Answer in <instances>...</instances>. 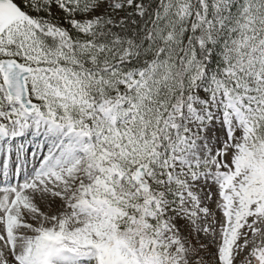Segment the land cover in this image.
I'll list each match as a JSON object with an SVG mask.
<instances>
[{
	"label": "snow or ice",
	"instance_id": "snow-or-ice-1",
	"mask_svg": "<svg viewBox=\"0 0 264 264\" xmlns=\"http://www.w3.org/2000/svg\"><path fill=\"white\" fill-rule=\"evenodd\" d=\"M29 156L0 264H264V0H0V184Z\"/></svg>",
	"mask_w": 264,
	"mask_h": 264
},
{
	"label": "rangeland",
	"instance_id": "rangeland-1",
	"mask_svg": "<svg viewBox=\"0 0 264 264\" xmlns=\"http://www.w3.org/2000/svg\"><path fill=\"white\" fill-rule=\"evenodd\" d=\"M19 2V0H17ZM20 144H24L26 146H30V151L35 152L36 147L38 144H42V140L37 139L36 136L29 135L24 138H15L12 143L8 146L10 150L14 151L16 147H18ZM42 167L41 160L39 159V156L37 157H28L27 164L21 168H17L15 174H12L10 171L9 173L4 177L5 183L0 184V188L7 187V186H13L19 188L20 185L23 183L31 180L34 178L35 174L39 172L40 168ZM5 193L0 192V198ZM37 206L40 211L46 212L48 214H52L54 211L58 210L60 201L57 200L55 203L52 204V207L49 208L47 204L43 201L37 200L36 201Z\"/></svg>",
	"mask_w": 264,
	"mask_h": 264
}]
</instances>
